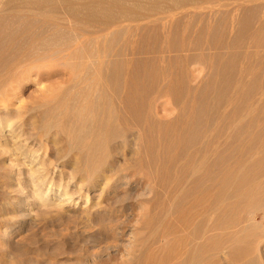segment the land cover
I'll use <instances>...</instances> for the list:
<instances>
[{"label": "bare ground", "instance_id": "obj_1", "mask_svg": "<svg viewBox=\"0 0 264 264\" xmlns=\"http://www.w3.org/2000/svg\"><path fill=\"white\" fill-rule=\"evenodd\" d=\"M1 1L5 179L18 162L50 201L44 144L101 195L122 171L149 175L158 211L132 264H264V0ZM163 98L175 118L159 117Z\"/></svg>", "mask_w": 264, "mask_h": 264}, {"label": "rangeland", "instance_id": "obj_2", "mask_svg": "<svg viewBox=\"0 0 264 264\" xmlns=\"http://www.w3.org/2000/svg\"><path fill=\"white\" fill-rule=\"evenodd\" d=\"M1 3L2 1L0 0V9H3L4 7ZM201 68L193 67V76H198L199 79L204 78L207 70ZM27 89L28 91H26ZM30 89L33 90L34 87L27 86L21 89L20 96L22 95V98L25 96L23 98L25 99L28 96V92L31 91ZM159 101L160 104L164 103L166 109H157L159 117L165 119L175 118L178 107L168 98H163ZM15 104L16 102H14L13 108L10 106L12 110L18 109L19 104ZM15 121L19 122L21 120L16 119ZM64 144L62 142V145ZM3 145L2 143L1 147ZM31 145L32 147L34 146L33 144ZM46 145L44 144V147L41 148L42 150L40 149L37 154L39 158L41 156L42 166L43 168L45 167L44 170L47 169L46 172L48 171L47 173L49 174L46 173L48 175L47 186L50 185L49 182H52L50 201L41 203L34 200L30 184L24 181L27 178L25 173L28 171V167H24L17 162L19 165L15 169L13 181L6 180L5 170L0 169L3 171H0L1 179L5 175L2 180L0 179V264L134 263V256L140 252V241L143 240V237L148 238L151 235L150 228L144 223L142 218L146 214H154L158 211L156 206L153 209L154 188L156 189L157 187L153 186V184L152 187L150 186L151 180L148 181L150 176L138 175L131 178L129 176L130 171H122L120 174L123 176L120 181H112L111 186L104 188L101 195L100 189H94V184L91 182L89 184H87L88 182H84V184L81 182L77 183L76 179L72 177L71 164L68 165L69 158L68 160L63 158V160L59 159L62 161H56L55 151H57L58 147ZM1 147L0 151H4L6 148L5 145V148ZM36 148L37 146L34 149ZM128 151V146H124V149H119V156L121 157H116V160L114 159L110 164H116L113 165L116 168L119 161H123L122 155L126 156ZM6 160V166H10L11 162H9V159L4 161ZM115 161H118V163ZM54 166L55 169H53ZM109 169H113V167H109ZM109 169L107 168V170ZM19 170L25 173L23 172L24 174L21 176L16 174ZM81 176L80 174L79 176L76 175L77 178ZM14 182L15 184H13ZM11 186H13V189L7 190ZM88 188L91 190L88 191ZM17 189L20 191L18 190L17 192ZM6 194H9L7 196L12 198L6 197ZM62 194H67L70 199L64 204L60 203L61 205H57L62 197L57 198ZM119 198L120 200L116 203ZM122 198L125 200H122ZM94 203L101 207L104 206L111 212L107 215L96 214V209L92 208ZM102 218L104 219L103 223L100 221ZM143 224L147 226H143ZM101 225H104L107 231L111 229V232L105 233V228L103 229Z\"/></svg>", "mask_w": 264, "mask_h": 264}]
</instances>
